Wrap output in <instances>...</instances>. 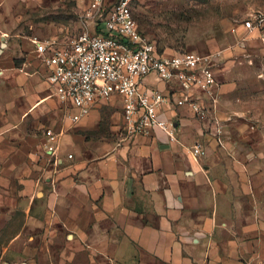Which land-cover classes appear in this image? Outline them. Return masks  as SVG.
Returning a JSON list of instances; mask_svg holds the SVG:
<instances>
[{"label": "crops", "instance_id": "0c3cea01", "mask_svg": "<svg viewBox=\"0 0 264 264\" xmlns=\"http://www.w3.org/2000/svg\"><path fill=\"white\" fill-rule=\"evenodd\" d=\"M33 41L0 32V229H18L0 245L2 264L264 261V92L217 76L208 120L189 106L168 109L175 141L159 130L129 138L119 97L98 102L78 124L65 118ZM109 105L121 112L101 135ZM49 106L60 113L51 125ZM48 128L62 133L56 165L40 154ZM196 141L205 149L197 160Z\"/></svg>", "mask_w": 264, "mask_h": 264}, {"label": "built area", "instance_id": "2783aa9c", "mask_svg": "<svg viewBox=\"0 0 264 264\" xmlns=\"http://www.w3.org/2000/svg\"><path fill=\"white\" fill-rule=\"evenodd\" d=\"M132 1L89 0L79 34L63 44L58 39L34 40L36 53L48 69L52 95L66 108L71 124L88 116L98 102L119 97L127 137L159 130L175 141L167 110L189 106L198 120H208L219 87L215 64L195 52H159L157 44L138 30ZM242 25L264 43V8ZM151 76L165 87L148 85ZM213 123V138L221 146L222 126L215 118ZM61 137L51 128L45 130L42 149L48 163L58 164ZM190 154L195 160L204 156V144L196 141Z\"/></svg>", "mask_w": 264, "mask_h": 264}, {"label": "rangeland", "instance_id": "374dc122", "mask_svg": "<svg viewBox=\"0 0 264 264\" xmlns=\"http://www.w3.org/2000/svg\"><path fill=\"white\" fill-rule=\"evenodd\" d=\"M88 1L0 0V32L9 40L46 41L59 37L68 42L81 31ZM263 8L264 0H133L131 5L138 30L160 49L211 57L218 77L222 76L225 82L234 76L247 79L241 87L251 92H264V44H251V38L256 37L244 29L242 22ZM21 62L14 61V64ZM148 80L152 84L154 77ZM252 80L259 83H249ZM49 109L51 125L60 113L56 106ZM61 111L64 118V109ZM120 112L117 106L102 107L99 134L107 133ZM40 152L43 156L42 148ZM7 225L0 229V245L18 231L15 222ZM253 264H264V261Z\"/></svg>", "mask_w": 264, "mask_h": 264}, {"label": "trees", "instance_id": "16d2710c", "mask_svg": "<svg viewBox=\"0 0 264 264\" xmlns=\"http://www.w3.org/2000/svg\"><path fill=\"white\" fill-rule=\"evenodd\" d=\"M154 42H155V41H154ZM155 43H156V42H155ZM156 44H157V43H156ZM157 47H158L159 52H161V53H164V52H167V53H168V51L171 52V53L178 52L177 50H176V51H172V50L165 51L164 49H160V47L158 46V44H157ZM180 52H185V51H180Z\"/></svg>", "mask_w": 264, "mask_h": 264}]
</instances>
